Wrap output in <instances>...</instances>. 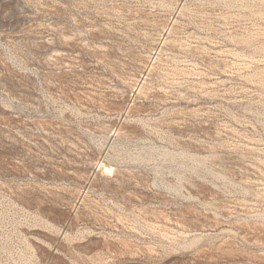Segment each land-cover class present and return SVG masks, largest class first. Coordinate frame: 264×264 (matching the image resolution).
Returning <instances> with one entry per match:
<instances>
[{"label": "rangeland", "instance_id": "374dc122", "mask_svg": "<svg viewBox=\"0 0 264 264\" xmlns=\"http://www.w3.org/2000/svg\"><path fill=\"white\" fill-rule=\"evenodd\" d=\"M0 264H264V0H0Z\"/></svg>", "mask_w": 264, "mask_h": 264}, {"label": "bare ground", "instance_id": "6f19581e", "mask_svg": "<svg viewBox=\"0 0 264 264\" xmlns=\"http://www.w3.org/2000/svg\"><path fill=\"white\" fill-rule=\"evenodd\" d=\"M168 3V2H167ZM153 4V3H152ZM178 5V4H177ZM172 6V5H171ZM142 7V6H141ZM176 9V8H175ZM193 10V9H192ZM109 12V11H108ZM101 14V13H100ZM145 15V14H144ZM119 16V15H118ZM130 16V15H129ZM175 21V20H174ZM156 23V22H155ZM179 24V23H178ZM179 26V25H178ZM171 29V28H170ZM137 32V31H136ZM169 33V32H168ZM175 33V32H174ZM184 34V33H183ZM96 38V37H95ZM138 38V37H137ZM151 39V38H150ZM131 41V40H130ZM163 42V41H162ZM161 44V43H160ZM142 45V44H141ZM140 46V45H139ZM150 47V46H149ZM173 49V48H172ZM113 50V49H112ZM130 51V50H129ZM132 52V51H131ZM103 53V52H102ZM116 53V52H115ZM100 54V53H99ZM155 62V61H154ZM144 66V65H143ZM150 68V67H149ZM146 69V68H145ZM152 69V68H151ZM146 71V70H145ZM119 77V76H118ZM102 104V103H101ZM110 110V109H109ZM101 164V163H100ZM101 166H103L102 168H105L106 170H109L110 171V167H106L104 166L103 164L100 165V169H101ZM104 169V170H105ZM88 181V180H87Z\"/></svg>", "mask_w": 264, "mask_h": 264}]
</instances>
